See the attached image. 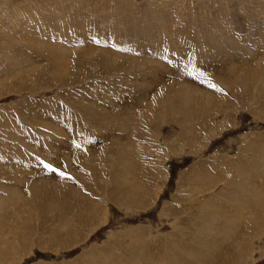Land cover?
Here are the masks:
<instances>
[{"label": "rangeland", "instance_id": "1", "mask_svg": "<svg viewBox=\"0 0 264 264\" xmlns=\"http://www.w3.org/2000/svg\"><path fill=\"white\" fill-rule=\"evenodd\" d=\"M262 80L264 0H0V264H264Z\"/></svg>", "mask_w": 264, "mask_h": 264}, {"label": "bare ground", "instance_id": "2", "mask_svg": "<svg viewBox=\"0 0 264 264\" xmlns=\"http://www.w3.org/2000/svg\"><path fill=\"white\" fill-rule=\"evenodd\" d=\"M254 12V11H253ZM3 21V20H2ZM251 40V39H250ZM91 43H94V42H91ZM91 43H89V44H91ZM198 45V44H197ZM201 46V45H200ZM205 47V46H204ZM67 48V47H66ZM200 48V47H199ZM203 48V47H202ZM50 50V49H49ZM198 50H200V49H198ZM197 50V51H198ZM258 50V49H257ZM103 51H105L104 49H103ZM102 51V55H100L99 54V57H97L98 59H104L105 60V52H103ZM112 50H110V52H111ZM109 52V53H110ZM202 52V51H201ZM117 53V52H116ZM198 53V52H197ZM104 54V55H103ZM200 54H202V53H200ZM199 54V55H200ZM111 56V55H110ZM109 56V57H110ZM114 56V58H117L115 55H113ZM197 57H200V56H197ZM114 58L112 59V60H114ZM131 58V57H130ZM111 59V58H110ZM191 59H193V61L191 62V63H193V62H195L196 60L194 59V58H191ZM99 60V61H100ZM121 60V59H120ZM178 60V59H177ZM117 61V60H116ZM189 61H191V60H189ZM189 61L187 60V58H186V62H188L189 63ZM200 61V60H199ZM82 62V61H81ZM121 62V61H120ZM125 63H126V61H125ZM172 63H173V61H172ZM197 63V62H196ZM199 63V62H198ZM123 64V63H122ZM79 65V64H78ZM124 65V64H123ZM129 65V64H128ZM131 65V64H130ZM185 65H187V63L185 64ZM191 65V64H190ZM189 65V66H190ZM193 65V64H192ZM196 65V64H195ZM80 66V65H79ZM125 66H126V64H125ZM123 67V66H122ZM164 67V66H163ZM188 67V66H187ZM192 67V69H193V66H190V68ZM79 68V67H78ZM111 68H112V66H111ZM189 68V67H188ZM233 68V67H232ZM236 68H237V66H236ZM106 69V68H105ZM191 69V70H192ZM109 70V69H108ZM112 70V69H111ZM231 71V70H230ZM234 72H230V74H229V76L227 77V82H225L222 78H219L218 76H216V75H212V77L215 79V80H218V79H220V82H222V83H224L225 82V84L227 85V86H230V83L228 82L229 80H232V79H235L234 78V76H236L235 74H237V76H236V78L237 79H242V78H244L245 76H247V75H250V74H246L245 73V71L244 70H242V71H238V72H236L235 70H233ZM129 72V71H128ZM241 72H243L242 74H241ZM117 73V72H116ZM255 73H253V74H251V75H254ZM260 74V73H259ZM38 75V74H37ZM260 76V75H259ZM248 77V76H247ZM252 77V76H251ZM256 78V77H255ZM187 79V78H186ZM257 79V78H256ZM258 79H259V77H258ZM248 80V79H247ZM135 81V80H134ZM175 81H177V80H175ZM175 81H172V82H174L170 87L169 86H167V85H165L164 87H163V90L164 91H167V93L169 94V93H176L177 95H180L181 94V98H183L184 96V98L183 99H181V101H182V104H183V106H181V108L179 109V108H177V106L178 105H175L173 102H174V100H173V98H171L170 96V94L169 95H167L168 97H165V95L164 96H157V95H155L153 98V100L151 101L152 103H153V105H154V108L152 109V111L154 110H159V109H161L162 107L161 106H163L164 108L163 109H168V110H170L172 113H174V114H176L177 112H179V111H177V109H179V110H181L182 112H187V111H190L191 112V110H196V108L199 106L197 103H199V104H201V106L203 107V105H209L210 106V103L208 102V101H203V99H201V92H195L194 94H191V93H189V92H186V93H184L183 94V92H182V89H181V85H179L178 84V82H175ZM184 80L182 79L180 82H183ZM187 81V80H186ZM263 81V80H262ZM232 82H234V81H232ZM251 83V82H250ZM253 83V82H252ZM263 83H264V81H263ZM255 86H257V85H255ZM231 87H232V85H231ZM108 88V87H107ZM168 88V89H167ZM246 88H248V87H246ZM256 88V87H255ZM260 88V87H259ZM109 89V88H108ZM262 89H263V87H262ZM169 90H171L170 92H169ZM221 90H222V88H221ZM233 90H234V88H233ZM244 91V90H243ZM264 91V90H263ZM261 92V91H260ZM247 93H248V91H247ZM258 93V92H257ZM262 93V92H261ZM260 93V94H261ZM250 94V93H249ZM263 94V93H262ZM248 95V94H247ZM252 95V94H251ZM257 95V94H256ZM208 96V95H207ZM210 96V95H209ZM177 97V96H176ZM194 97L195 98H197L196 100H194ZM254 97H256V96H254ZM180 98V97H179ZM178 98V99H179ZM248 98V97H247ZM205 99V98H204ZM256 99V98H255ZM177 100V99H176ZM201 100V101H200ZM258 100V99H257ZM235 101V100H234ZM245 102V101H244ZM248 102V101H247ZM247 102H245V103H247ZM88 103V102H87ZM86 103V104H87ZM181 103V102H180ZM97 104V103H96ZM203 104V105H202ZM249 104V103H248ZM85 105V104H84ZM161 105V106H160ZM264 105V104H263ZM106 106V104H103V105H101L100 106V104L99 105H97V107L95 106V107H90V109H92V111H93V115H95V114H98V113H104L103 115H102V117L106 120V123H104V120L103 121H100L99 120V118H95L93 115V117L94 118H92V121H95L97 124H98V127L101 129L102 127H106V126H113V120H112V116H111V114H109V112H108V114L109 115H107L106 114V112H107V109L106 108H104ZM232 106V105H231ZM83 108V107H82ZM106 110V111H104V109ZM109 109V108H108ZM222 109V108H221ZM225 109V108H224ZM82 110V109H81ZM113 111H115L114 109H112ZM223 110V109H222ZM226 110V109H225ZM228 110H230V109H228ZM52 113V112H51ZM87 113V112H86ZM228 113V112H227ZM183 115H185L184 113H182ZM98 115H100V114H98ZM186 116V115H185ZM101 117V118H102ZM102 118V119H103ZM181 117L179 116V119H180ZM185 119L187 118V120L189 121L190 119H189V117H184ZM170 120V119H169ZM184 120V119H183ZM174 121V120H173ZM184 121H186V120H184ZM187 122V121H186ZM95 123V124H96ZM186 124V123H185ZM184 125V124H183ZM189 126V125H188ZM188 126H186L187 128H188ZM114 127V126H113ZM112 128V127H111ZM116 129V128H115ZM114 129V130H115ZM193 129V128H192ZM192 131V130H191ZM101 132V131H100ZM47 135V134H46ZM104 135H106V134H104ZM192 136V135H191ZM41 137V136H40ZM39 137V138H40ZM52 139V138H51ZM50 140V139H49ZM64 143V142H63ZM112 157V156H111ZM234 166V165H233ZM230 169V168H229ZM205 170V169H204ZM241 175V174H240ZM208 176H210V174H208ZM215 178V177H214ZM218 178V177H217ZM241 178H242V175H241ZM218 181H219V179H218ZM241 181H242V179H241ZM230 184H232L233 185V183H231V182H229ZM238 183V182H237ZM217 184V183H216ZM126 185V184H125ZM238 186H242V188H244L245 190H246V192L248 191V192H250V195H249V197L251 198L252 196V189H246L245 188V182H240V184H237ZM20 186V185H19ZM122 186V185H121ZM238 186H232L230 189H233V187H235V188H237ZM226 187V186H225ZM121 188V187H120ZM239 188V187H238ZM250 188V187H249ZM125 189V188H124ZM229 189V190H230ZM229 190H228V195H231V194H233L234 192H235V190H234V192H229ZM243 190V189H242ZM233 191V190H232ZM24 192V191H23ZM34 192V191H33ZM245 192V191H244ZM247 192V193H248ZM254 193H256V192H254ZM259 193V192H258ZM257 194V193H256ZM226 195V194H225ZM20 196V195H19ZM245 196V195H244ZM248 196V195H247ZM215 197V196H214ZM248 197V198H249ZM256 198H257V196H255ZM254 197H252V199H253ZM255 198V199H256ZM248 200V199H247ZM70 201V200H69ZM65 202V201H64ZM66 203V202H65ZM247 203V202H246ZM39 205V204H38ZM69 206V205H68ZM16 208H18V207H16ZM39 208V207H38ZM228 208V207H227ZM19 209V208H18ZM22 209V208H21ZM230 210H232V209H230ZM63 211V210H62ZM227 211V210H226ZM63 212H65V211H63ZM217 212H219L218 210H217ZM230 212V211H229ZM221 213V212H220ZM228 213V212H227ZM231 214V213H230ZM215 215H217V213H215ZM213 216V215H212ZM67 217V216H66ZM71 218V217H70ZM13 219V218H12ZM67 219V218H66ZM203 219V218H202ZM233 221V220H232ZM227 230V229H226ZM225 231V230H224ZM209 235V234H208ZM124 255V254H123ZM123 260V259H122ZM140 261V260H139ZM123 262V261H122ZM130 263V262H129ZM126 264V263H125ZM130 264H137V261L136 262H131ZM165 264H169V263H165Z\"/></svg>", "mask_w": 264, "mask_h": 264}, {"label": "snow or ice", "instance_id": "3", "mask_svg": "<svg viewBox=\"0 0 264 264\" xmlns=\"http://www.w3.org/2000/svg\"><path fill=\"white\" fill-rule=\"evenodd\" d=\"M210 86L215 87V85H210ZM45 167L48 168L51 171H56V169H54L51 165L45 164Z\"/></svg>", "mask_w": 264, "mask_h": 264}]
</instances>
